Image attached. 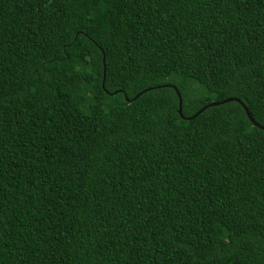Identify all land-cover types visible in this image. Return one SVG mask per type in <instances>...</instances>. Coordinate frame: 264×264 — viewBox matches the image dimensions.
<instances>
[{
    "label": "trees",
    "instance_id": "16d2710c",
    "mask_svg": "<svg viewBox=\"0 0 264 264\" xmlns=\"http://www.w3.org/2000/svg\"><path fill=\"white\" fill-rule=\"evenodd\" d=\"M243 105L264 0H0V264H264Z\"/></svg>",
    "mask_w": 264,
    "mask_h": 264
},
{
    "label": "water",
    "instance_id": "95a60500",
    "mask_svg": "<svg viewBox=\"0 0 264 264\" xmlns=\"http://www.w3.org/2000/svg\"><path fill=\"white\" fill-rule=\"evenodd\" d=\"M175 90H176V93H177L178 98H179L178 113H179V115H180L182 118H184V119H191V118L195 117L197 114H199V113L202 112L205 108H207L208 106H211V105L221 104V103L229 102V101H232V100H236V101L240 102V100L237 99V98H231V97H229V98H226V99L221 100V101H217V102H216V101H213V102H211V103H209V104H206L205 106H203L202 108H200L197 112H195L193 115H190V116H184L183 113H182V105H181V103H182V99H181V96H180V94H179V92L177 91L176 88H175ZM243 107H244V109H245V111H246V115L248 116L249 120L252 121V122H253L254 124H256L257 126H259V127H261V128L264 129V127L258 125V124L253 120L252 116L250 115L249 111L247 110V108H246L244 105H243Z\"/></svg>",
    "mask_w": 264,
    "mask_h": 264
}]
</instances>
